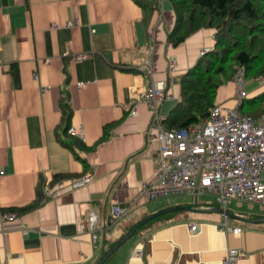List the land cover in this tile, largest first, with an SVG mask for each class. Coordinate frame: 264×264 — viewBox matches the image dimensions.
Returning <instances> with one entry per match:
<instances>
[{
	"label": "crops",
	"instance_id": "0c3cea01",
	"mask_svg": "<svg viewBox=\"0 0 264 264\" xmlns=\"http://www.w3.org/2000/svg\"><path fill=\"white\" fill-rule=\"evenodd\" d=\"M174 24L169 0H0V211L16 215L0 222V264H95L136 222L177 205L193 210L151 219L102 264H220L227 247L244 252L239 264H264V222L225 217L242 232L222 233L217 226L223 215L199 210L220 207L206 191L212 197L204 202L190 193L173 195L175 203L164 199L163 206L160 198L141 199L118 225L101 229L111 206L130 205L158 165V145L147 140L150 110L135 103L149 82L135 69L145 45L153 47V78L167 80L168 97L158 110L165 129L180 101V77L215 44V29L201 28L171 46L167 35ZM80 53L89 56L75 61ZM170 59L172 76L166 71ZM78 81L85 84L77 87ZM233 93L230 79L217 88L215 102L226 105ZM69 127L85 146H94L78 151L85 165L60 142L74 137ZM83 175L89 181L72 188L70 178ZM34 202L29 211L17 210ZM224 210L244 219L264 217V207L241 200ZM89 212L98 227L96 248L87 232ZM191 223L196 230H189Z\"/></svg>",
	"mask_w": 264,
	"mask_h": 264
},
{
	"label": "built area",
	"instance_id": "2783aa9c",
	"mask_svg": "<svg viewBox=\"0 0 264 264\" xmlns=\"http://www.w3.org/2000/svg\"><path fill=\"white\" fill-rule=\"evenodd\" d=\"M72 25V21L66 23L67 27ZM147 32L151 37L152 28L149 27ZM152 51V44L147 43L135 68L149 79L146 87L138 93L135 103L142 102L150 110L152 123L147 130V140L158 145L155 154L157 169L151 179L141 183L138 195L130 205L111 206L106 224L101 229L118 225L131 206L141 199L149 201L164 198L169 203L170 197L181 193H190L195 200L202 191L215 193V200L223 209L231 200L257 203L264 207V113L252 117L237 112L246 96L243 68L237 66L231 78L235 98L233 107L214 104L199 122L165 130L158 110L168 97L167 80L153 78ZM203 53L204 50L200 51V56ZM88 56V53H80L73 55V59L80 61ZM175 67V62L170 59L167 73L172 76ZM84 84L83 81L76 82L77 87ZM130 113H136V104L132 105ZM68 132L82 139L81 133L74 128L69 127ZM88 181L86 175L72 177L70 186L77 188ZM49 193L46 188L45 197ZM15 218L13 212L0 211V222L13 221ZM86 226L90 241L96 248L98 227L92 212L86 215ZM196 228L195 223L189 225L190 231ZM217 229L235 236L242 232V227L230 225L225 217ZM139 252L134 249L133 254L138 255ZM243 257L241 249L227 247L220 264H239Z\"/></svg>",
	"mask_w": 264,
	"mask_h": 264
},
{
	"label": "trees",
	"instance_id": "16d2710c",
	"mask_svg": "<svg viewBox=\"0 0 264 264\" xmlns=\"http://www.w3.org/2000/svg\"><path fill=\"white\" fill-rule=\"evenodd\" d=\"M137 2L142 4L140 1ZM169 2L175 12V24L167 35L169 45L177 46L201 28L215 29V44L180 77V101L165 119L166 130L183 128L205 117L210 107L214 105L217 88L230 80L219 79L226 70L233 75L235 68L240 66L244 70V77H264V0H169ZM142 5L147 7L145 4ZM246 101L262 104L253 117L264 113V90ZM61 111L63 118L68 120L70 110L66 102L61 104ZM60 142L83 165L86 164L85 159L78 155V151L86 152L94 147L85 146L76 136ZM36 205L37 202H34L17 210L29 211ZM148 223L149 221L139 229Z\"/></svg>",
	"mask_w": 264,
	"mask_h": 264
},
{
	"label": "rangeland",
	"instance_id": "374dc122",
	"mask_svg": "<svg viewBox=\"0 0 264 264\" xmlns=\"http://www.w3.org/2000/svg\"><path fill=\"white\" fill-rule=\"evenodd\" d=\"M233 76L232 72L230 73L229 70H226L224 74H221L219 76V79H231ZM244 90L246 93L245 98L243 99V104L241 105V107L237 108V112L239 114H250V116L252 115V117L254 115H256L259 111V108L261 107V105H259V103H255V102H249L246 101V99L251 98L252 96L260 93L261 91L264 90V77H257V78H250V77H244ZM214 104L222 107H233L235 104V98L234 96L232 97V99H230V101L228 102V104L224 105L221 103H216L214 100ZM209 193V192H208ZM215 193H211L210 195H214ZM210 195H207L204 193V191L200 192L198 199L200 200L199 202H204L206 200H208V197H212ZM175 196L174 197H170L171 202L175 203ZM157 200V199H156ZM159 204H161L162 206L166 204V201H164V198H160V201H158ZM245 205V203H243ZM256 206V205H255Z\"/></svg>",
	"mask_w": 264,
	"mask_h": 264
},
{
	"label": "water",
	"instance_id": "95a60500",
	"mask_svg": "<svg viewBox=\"0 0 264 264\" xmlns=\"http://www.w3.org/2000/svg\"><path fill=\"white\" fill-rule=\"evenodd\" d=\"M175 210H187V211H192L193 209L190 207H186V206H169L163 209H160L154 213H151L150 215L144 217L143 219L139 220L138 222H136L134 225H132V227H130L119 239H117L108 249H106L103 254L99 257L98 261L95 264H102L104 262V260L117 248L119 247L123 242H125L134 232L138 231V229L144 225L146 222L150 221L153 218H156L162 214L168 213V212H172ZM203 212L206 211H215L221 215H223V217L226 218H230V219H236L238 221L241 222H247V223H258V222H264V217L262 218H256V219H244V218H240L237 217L235 215H232L230 213H228L226 210H224L223 208L220 207H207V208H202L199 209Z\"/></svg>",
	"mask_w": 264,
	"mask_h": 264
}]
</instances>
